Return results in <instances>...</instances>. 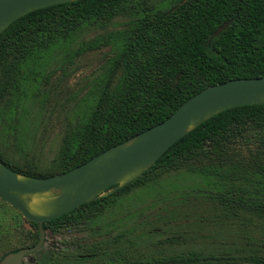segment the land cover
<instances>
[{"label":"trees","instance_id":"1","mask_svg":"<svg viewBox=\"0 0 264 264\" xmlns=\"http://www.w3.org/2000/svg\"><path fill=\"white\" fill-rule=\"evenodd\" d=\"M164 1L74 0L35 9L5 27L0 32V108L9 112L24 96L29 61L33 72L38 58L68 45L84 27L127 18L114 35L105 31L88 42L90 48H111L88 111L65 127L56 156L38 167L17 165L0 152V162L29 176L61 173L162 121L208 85L264 75V0H172L162 7ZM177 169L223 186L217 195L221 209L226 216L241 212L244 221L256 224V250L188 251L137 261L125 235L117 232L90 241L64 239L61 246L42 244L30 254V264H264V104L238 105L210 116L130 182L42 222L44 233L82 229L121 194ZM11 208L30 227L28 241L2 251L0 258L38 238L36 223ZM4 230L1 224L0 236Z\"/></svg>","mask_w":264,"mask_h":264},{"label":"rangeland","instance_id":"2","mask_svg":"<svg viewBox=\"0 0 264 264\" xmlns=\"http://www.w3.org/2000/svg\"><path fill=\"white\" fill-rule=\"evenodd\" d=\"M126 19L117 16L106 25L84 27L68 45L38 58L33 72L28 62L24 96L9 112L0 108V152L4 156L17 165L38 167L56 156L65 127L88 111L111 48L108 44L90 48L88 42L105 31L114 35ZM222 190L223 186L195 171H169L155 182L121 194L82 229L45 232L42 244L61 246L64 239L90 241L121 232L137 261L188 251L239 254L256 250V224L244 221L241 212L226 216L217 198ZM15 214L10 205L0 203V225L5 226L0 253L28 241L30 227ZM29 256L24 264L32 262Z\"/></svg>","mask_w":264,"mask_h":264},{"label":"water","instance_id":"3","mask_svg":"<svg viewBox=\"0 0 264 264\" xmlns=\"http://www.w3.org/2000/svg\"><path fill=\"white\" fill-rule=\"evenodd\" d=\"M68 1L74 0H0V32L30 11ZM244 104H264V75L208 85L189 96L162 121L61 173L29 176L0 162V199L36 223L38 230L33 245L5 253L0 264L29 261V255L43 243L42 222L112 193L139 176L172 143L198 124L222 110Z\"/></svg>","mask_w":264,"mask_h":264}]
</instances>
